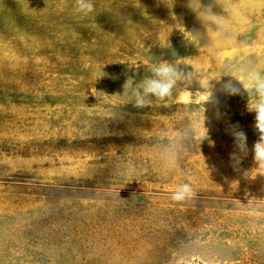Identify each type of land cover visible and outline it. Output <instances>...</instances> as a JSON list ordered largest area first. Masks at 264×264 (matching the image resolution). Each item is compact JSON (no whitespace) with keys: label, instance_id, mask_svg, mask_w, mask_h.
I'll list each match as a JSON object with an SVG mask.
<instances>
[{"label":"rangeland","instance_id":"374dc122","mask_svg":"<svg viewBox=\"0 0 264 264\" xmlns=\"http://www.w3.org/2000/svg\"><path fill=\"white\" fill-rule=\"evenodd\" d=\"M94 5L0 0V264H264V0Z\"/></svg>","mask_w":264,"mask_h":264},{"label":"clouds","instance_id":"9594fccd","mask_svg":"<svg viewBox=\"0 0 264 264\" xmlns=\"http://www.w3.org/2000/svg\"><path fill=\"white\" fill-rule=\"evenodd\" d=\"M95 5L94 0H76V10L83 14L88 15L94 11ZM156 78L148 79L143 85V95L136 93L135 106L143 107L148 101L145 96L153 94L157 97L163 98L170 94L172 88L176 84L182 73L174 65L168 63H162L159 66L152 68ZM255 83L261 97H264V80H262L258 74L252 73L248 76V84ZM225 88L235 91L234 86L229 82L225 84ZM256 112V124L255 127L259 131L260 139L254 144L255 159L264 167V99L260 101L255 107ZM234 141L239 152L247 151V137L246 134L241 130L233 131ZM236 159L235 154H233ZM238 162V159H237ZM192 195L191 187L188 184H184L179 187L177 191L172 194L174 201L184 200L187 196Z\"/></svg>","mask_w":264,"mask_h":264},{"label":"water","instance_id":"95a60500","mask_svg":"<svg viewBox=\"0 0 264 264\" xmlns=\"http://www.w3.org/2000/svg\"><path fill=\"white\" fill-rule=\"evenodd\" d=\"M191 97H192V98H196L197 95L194 93V94H191Z\"/></svg>","mask_w":264,"mask_h":264}]
</instances>
